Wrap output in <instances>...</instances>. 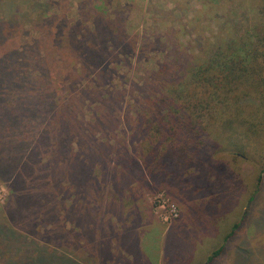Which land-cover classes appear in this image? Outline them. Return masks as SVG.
I'll list each match as a JSON object with an SVG mask.
<instances>
[{
	"label": "trees",
	"instance_id": "obj_1",
	"mask_svg": "<svg viewBox=\"0 0 264 264\" xmlns=\"http://www.w3.org/2000/svg\"><path fill=\"white\" fill-rule=\"evenodd\" d=\"M241 9L246 14L220 27L223 37L205 44L193 60L177 53L157 75L135 84L128 108L124 93L108 83L111 60L135 52L125 30L104 18L80 30L79 22L69 25L60 13H38L41 38L0 55V179L10 188L11 223H0V244L25 251L0 264H83L59 250L73 234L75 247L86 237L108 259L116 232L102 219L109 212L125 217L118 240L133 250V216L141 217L137 224L143 221L133 210L135 177L149 188L185 195L187 211L199 222L212 216L214 236L221 238L206 260L223 254L264 174V0H239L233 11ZM6 19L0 20V43L16 23ZM53 41H66L82 62L78 73L84 69L96 81L81 87L78 98L56 96L53 78L64 57ZM83 103L95 105L91 122L81 113ZM121 122L127 138L112 151L97 131L114 133ZM242 160L255 168L256 185L241 175ZM42 223L50 226L39 232ZM201 229L207 230L204 223ZM161 250L168 254L166 244ZM246 254L240 257L250 262ZM172 257L178 262L177 253Z\"/></svg>",
	"mask_w": 264,
	"mask_h": 264
},
{
	"label": "rangeland",
	"instance_id": "obj_2",
	"mask_svg": "<svg viewBox=\"0 0 264 264\" xmlns=\"http://www.w3.org/2000/svg\"><path fill=\"white\" fill-rule=\"evenodd\" d=\"M238 2L239 0H0V20L6 21L7 15L16 22L8 28L11 34L0 43V55L8 49L21 52L25 44H34L41 38L38 13L43 10L49 15L60 13L69 25L79 22L80 30L85 27L93 29L101 18L111 19L116 29L125 30L135 47V52L126 55L121 53L118 58L111 60L113 73L108 82L109 88L124 93L123 99L128 108V102L130 106L133 104L131 96H135V84H141L149 76L157 75L164 62L172 63L180 52L187 57L186 61L193 60L205 44L211 45L216 38L223 37L220 27L246 14L242 9L236 13V10L233 11ZM53 44H56L54 51H62L64 57V61L57 62L58 71L53 78L56 96L72 95L71 98H78L81 87L94 86L96 81L82 68V72L78 73L82 62L66 41L61 44L53 41ZM46 46H49L48 42L41 45ZM181 71L182 69H177V72ZM69 84H73L72 88ZM14 96L9 95L7 105H12ZM94 107V103H83L81 113L85 121L93 120L91 113ZM96 108L99 109L97 106ZM130 111L133 114L135 110L131 108ZM121 123L114 133L106 134L103 129L97 131L102 140L112 146V151L117 142L127 138V129L124 122ZM47 158L48 156L43 157V161ZM239 167L249 185H256L257 172L251 163L242 160ZM137 179L133 178L130 185L133 188V206H136L133 210L137 209L142 214L143 221L137 224L136 220L141 217L133 216V250L130 251L119 243L120 231L127 225L125 217L121 219L119 212H109L102 218L107 226L116 231L110 237L111 253L108 259H101L92 248L93 243L87 242L86 237L78 239L75 247L74 241L77 238L73 231L71 241L59 250L74 256L83 264H196L200 261L202 264H264V174L261 185L257 187L256 198L251 203H245L241 209V212H246L243 224L231 237L223 254L212 263L206 258L218 247V238H221V235L218 238L214 236L212 216H202L203 220L199 222L195 214L192 217L187 211L189 200L185 195L183 197L174 189L168 192L152 189ZM9 197L10 188L0 179V223L7 225H11L8 220ZM99 198L101 197L98 200ZM57 206L61 208L59 204ZM201 223L207 227L206 231L201 229ZM174 224V235L171 232L166 237V242L163 241L168 231L175 228ZM45 225L50 226L42 223L38 226L39 232ZM92 227L96 228L95 225ZM165 244L168 248L167 255L161 250ZM243 250L248 251L246 257L250 262L245 257H240ZM24 252V249L18 252L0 244L2 261L4 257L17 253L22 255ZM176 253L178 262L171 258ZM242 259L246 262L242 263Z\"/></svg>",
	"mask_w": 264,
	"mask_h": 264
}]
</instances>
